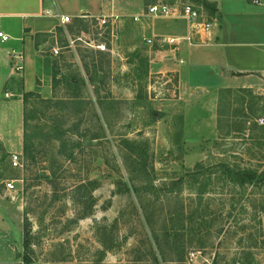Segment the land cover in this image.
<instances>
[{"label":"rangeland","instance_id":"374dc122","mask_svg":"<svg viewBox=\"0 0 264 264\" xmlns=\"http://www.w3.org/2000/svg\"><path fill=\"white\" fill-rule=\"evenodd\" d=\"M158 2L193 4L214 22L200 0H145L137 10ZM224 4L239 12L225 22L230 35L236 30L232 38H264V7ZM118 10L105 24L98 16L69 26L85 55L116 57L118 89L30 96L25 132L20 106L8 120L10 142L6 150L0 144V264L18 257L19 264H264V213L263 236L255 216L264 195L227 184L213 168L225 161L264 173V82L219 89L225 79L206 63L209 46L192 57H179L184 42L149 46L142 19Z\"/></svg>","mask_w":264,"mask_h":264},{"label":"crops","instance_id":"0c3cea01","mask_svg":"<svg viewBox=\"0 0 264 264\" xmlns=\"http://www.w3.org/2000/svg\"><path fill=\"white\" fill-rule=\"evenodd\" d=\"M144 1L121 0L119 3L113 0H0V29L11 36L6 43L0 41V144L3 149L8 147L12 131L11 121L8 123V120L18 106L24 113L26 93L37 94L46 100L55 97L58 89H118L116 57L112 55L106 60L101 54L85 55L80 43L83 42L82 36L70 34L69 26L72 22L63 23L59 15L77 20L113 15L120 9L123 10L120 14L128 15L130 19L144 11L141 8L137 10ZM206 1L215 9L212 11L215 17L212 42L206 45L210 47L206 53V63L215 67L214 70L224 77L225 83L219 85V89L255 88L260 85L259 80L264 82V38H232L236 30L230 35L231 31L225 29V22L227 18L231 21L237 18L239 12L228 13L225 0ZM248 1L258 4L259 8L264 7L261 0L259 3ZM174 20L177 22L161 18H142L140 25L143 37L159 40L163 37L187 36L189 25L186 20ZM155 45L160 46L163 43L155 41L153 46ZM201 46L205 45L189 46L184 42L177 53L182 57L183 51L185 55L192 57L193 52H197ZM55 50L58 51L57 54ZM12 51L24 54V69L21 72H15L13 68ZM110 52L114 53V49ZM180 59L183 61V58ZM179 64L175 63L182 74ZM7 123L9 129L6 127ZM22 127L24 133V121ZM20 262L18 257L10 260L9 264Z\"/></svg>","mask_w":264,"mask_h":264},{"label":"built area","instance_id":"2783aa9c","mask_svg":"<svg viewBox=\"0 0 264 264\" xmlns=\"http://www.w3.org/2000/svg\"><path fill=\"white\" fill-rule=\"evenodd\" d=\"M119 1V0H113ZM260 0H253L254 3H259ZM63 23L71 22L69 16L59 15ZM99 21L101 24H105L107 18H118L117 14L113 15H101ZM173 18V19H184L189 25V34L185 37H163L159 40L154 38L143 37L145 44L152 46L155 41H158L163 44H169L174 46H179L182 42H187L191 45H207L212 42V27L214 22L205 19L201 8L196 7L193 4L183 3L180 5H170L167 3H154L146 7L145 11L141 14L134 15V21L138 22L142 18ZM11 39V36L7 34L4 30L0 29V41L6 43ZM97 49L101 51L107 50L105 44H99L96 46ZM55 54L58 53L57 50L54 51ZM11 58L14 61V70L15 72H21L24 69V54L22 52L12 51ZM8 95V94H7ZM12 165L14 167L20 166V155L12 154L11 156ZM6 187L9 190L15 189V181H8Z\"/></svg>","mask_w":264,"mask_h":264},{"label":"trees","instance_id":"16d2710c","mask_svg":"<svg viewBox=\"0 0 264 264\" xmlns=\"http://www.w3.org/2000/svg\"><path fill=\"white\" fill-rule=\"evenodd\" d=\"M202 1V4H204V6L211 10L214 11L215 9L213 8V6L207 2L206 0H200ZM30 96H37L38 98H40L39 95L34 94V93H26L24 95V101L26 102V100L30 97ZM44 100V99H42ZM25 110V109H24ZM25 114V111L24 113ZM24 121V126H25V115L23 118ZM25 132V130H24ZM200 163H198L197 167H200ZM219 168L221 169V172L223 175H225V182L227 184L232 183L235 184L237 186H240L244 189H248L250 187L252 188H258L260 189L259 192H257L255 195L257 194H262L264 195V192L262 191V189L264 188V173H260L258 170L251 168V167H241V166H237V165H231L229 162H221L217 165H213V168ZM211 172H217L216 171H211ZM262 191V192H261ZM260 201H258L260 205V209L256 210L255 216L257 217V219L260 220L258 221L259 224V228H260V234H262L263 236V231L261 229L262 225H261V215L264 213V199L260 196ZM24 239H23V244H24V248L26 249L28 247V241H29V235H30V231H26L24 232Z\"/></svg>","mask_w":264,"mask_h":264}]
</instances>
